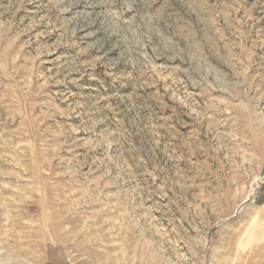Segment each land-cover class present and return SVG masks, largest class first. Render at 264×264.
I'll return each instance as SVG.
<instances>
[{
	"label": "rangeland",
	"instance_id": "374dc122",
	"mask_svg": "<svg viewBox=\"0 0 264 264\" xmlns=\"http://www.w3.org/2000/svg\"><path fill=\"white\" fill-rule=\"evenodd\" d=\"M0 264H264V0H0Z\"/></svg>",
	"mask_w": 264,
	"mask_h": 264
}]
</instances>
